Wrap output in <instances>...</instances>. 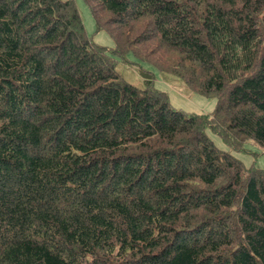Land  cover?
Segmentation results:
<instances>
[{
  "label": "trees",
  "instance_id": "1",
  "mask_svg": "<svg viewBox=\"0 0 264 264\" xmlns=\"http://www.w3.org/2000/svg\"><path fill=\"white\" fill-rule=\"evenodd\" d=\"M84 1L113 47L75 0H0V264H264V168L233 154L264 148V0ZM129 51L214 110L125 80Z\"/></svg>",
  "mask_w": 264,
  "mask_h": 264
},
{
  "label": "rangeland",
  "instance_id": "2",
  "mask_svg": "<svg viewBox=\"0 0 264 264\" xmlns=\"http://www.w3.org/2000/svg\"><path fill=\"white\" fill-rule=\"evenodd\" d=\"M75 2L89 39L108 48L113 47L115 44L109 33L106 30L96 29L94 19L85 1L75 0ZM150 60L153 61V59ZM138 66H141L151 74L154 87L166 93L170 104L174 108L180 109L188 114H206L214 110L216 105V99L214 97H206L200 93L188 90L182 82L173 80L175 76L161 73L150 61L148 62L138 58L131 51L126 52L117 62V67L121 71L122 76L125 80L133 84H141L143 81L142 76L138 73ZM207 133L219 148L230 150L218 135L210 130ZM244 147L245 150L233 151V154L243 161L244 165L248 168L252 166L264 168V148L254 141L246 144Z\"/></svg>",
  "mask_w": 264,
  "mask_h": 264
}]
</instances>
